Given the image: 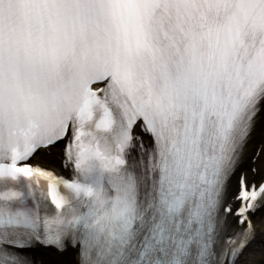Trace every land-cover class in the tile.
Segmentation results:
<instances>
[{"label": "snow or ice", "instance_id": "6c2138e0", "mask_svg": "<svg viewBox=\"0 0 264 264\" xmlns=\"http://www.w3.org/2000/svg\"><path fill=\"white\" fill-rule=\"evenodd\" d=\"M257 124L264 0H0V264H264Z\"/></svg>", "mask_w": 264, "mask_h": 264}, {"label": "bare ground", "instance_id": "6f19581e", "mask_svg": "<svg viewBox=\"0 0 264 264\" xmlns=\"http://www.w3.org/2000/svg\"><path fill=\"white\" fill-rule=\"evenodd\" d=\"M264 131V126H261L260 124H257L256 128L253 131L252 137L250 139V142L248 143V147L257 146L258 148L261 147V159H264V136L262 135V132ZM249 147V148H250ZM37 162H40L39 159L35 160ZM261 213H257V216L255 218V223L260 227L259 219H260Z\"/></svg>", "mask_w": 264, "mask_h": 264}]
</instances>
